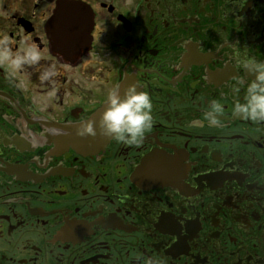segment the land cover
Instances as JSON below:
<instances>
[{"label": "flooded vegetation", "instance_id": "obj_1", "mask_svg": "<svg viewBox=\"0 0 264 264\" xmlns=\"http://www.w3.org/2000/svg\"><path fill=\"white\" fill-rule=\"evenodd\" d=\"M61 5L92 16L79 54L53 51ZM4 37L42 59L0 61V264H264V122L234 111L250 74L233 59L238 42L264 61V0H0ZM130 84L153 105L139 146L83 144Z\"/></svg>", "mask_w": 264, "mask_h": 264}, {"label": "clouds", "instance_id": "obj_2", "mask_svg": "<svg viewBox=\"0 0 264 264\" xmlns=\"http://www.w3.org/2000/svg\"><path fill=\"white\" fill-rule=\"evenodd\" d=\"M41 59L42 54L34 44H26L19 52H13L8 38L0 39V61L9 63L15 71L29 65L38 66ZM233 59L250 74L245 99L234 104V111L243 119L264 122V61L241 55L238 42L233 45ZM56 75L55 68L47 67L42 71L40 80L49 81ZM152 107L150 96L138 90L134 84L128 85L122 93L113 90L109 93L99 118L82 121L76 129V135L95 136L99 132L100 135L112 137L119 143L139 146L146 130L152 127ZM222 111V105L214 102L206 114V119L214 122L215 114Z\"/></svg>", "mask_w": 264, "mask_h": 264}, {"label": "water", "instance_id": "obj_3", "mask_svg": "<svg viewBox=\"0 0 264 264\" xmlns=\"http://www.w3.org/2000/svg\"><path fill=\"white\" fill-rule=\"evenodd\" d=\"M62 15H72L76 17L79 21L85 22V25L82 23V28L75 29L82 32L80 36H72V37H63L61 34L67 29H58L57 25L60 23L59 21L62 19ZM87 20V22H86ZM73 30V31H75ZM48 34L53 42V48L56 52H67V53H81L87 49V44H89V35H90V28H89V21L87 19L86 12L81 7H75V6H65L61 5L59 6V9L57 13L55 14V17L51 21L48 29ZM76 54V55H77ZM104 110V108L101 110V112ZM101 112L94 118V120H97L101 114ZM88 138L83 139V144L87 143L89 147L92 145H105V143L111 138L108 136H103L100 134H96L95 136H87ZM83 148V147H82ZM84 150H88V148H84ZM83 150V151H84Z\"/></svg>", "mask_w": 264, "mask_h": 264}]
</instances>
